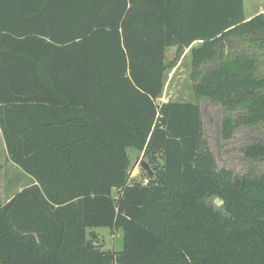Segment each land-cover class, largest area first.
<instances>
[{"label": "trees", "instance_id": "16d2710c", "mask_svg": "<svg viewBox=\"0 0 264 264\" xmlns=\"http://www.w3.org/2000/svg\"><path fill=\"white\" fill-rule=\"evenodd\" d=\"M171 48H191L195 103L157 102ZM263 54L264 13L247 20L244 0H0V104L43 101L66 125L17 143L6 131L9 153L38 178L30 191L75 209L74 224L33 229L29 191L0 203V264H264V140L227 148L264 134ZM44 133L63 140L35 142ZM129 148L152 175L132 178ZM236 148L245 171L221 164ZM88 228L121 230L123 250Z\"/></svg>", "mask_w": 264, "mask_h": 264}, {"label": "crops", "instance_id": "0c3cea01", "mask_svg": "<svg viewBox=\"0 0 264 264\" xmlns=\"http://www.w3.org/2000/svg\"><path fill=\"white\" fill-rule=\"evenodd\" d=\"M246 0H244L245 2ZM245 9V5H244ZM257 11L254 14L247 15L246 9H245V16L247 20H251L255 16L264 13V7L260 8V10H253ZM201 44V42L194 43V46H198ZM191 48L184 51V57H187L190 54ZM192 61V57H191ZM24 106H26L24 108ZM52 107L50 104L46 102H35V104H17L16 106H5L4 104H0V143H1V149L3 158H5L6 162L10 164L11 167H15V170L20 172V175L16 173L15 170L9 168L13 172V174L16 177V180H12L10 178L6 179L4 178L1 183V196H0V203L2 206H5L9 204L13 199H15L18 195L21 193H25L29 191V193L24 197L23 199V225L26 228H44L48 225H50V228L56 225L58 227L61 225V222L63 221H70L71 224H74V214L75 209H71L67 211L68 213H63L59 209L67 208L65 205H69L68 202L65 204H57V202L50 201L43 191H40L42 195H38L36 191H30V189L34 187H41L38 178H35L33 175L29 174L28 172L24 171L21 167H19L13 160L12 156L9 153L8 149V142L5 137V133L9 134L11 136V140L15 141L16 143L18 141H22L23 139H20L21 136H23L24 133L31 131L33 128H36L35 132H42L43 130H46L49 128V125H52L50 127H53L54 125H57L58 132H61L62 130H65L66 125H61L57 123L56 121L63 120V111L58 110H52ZM67 118V116H66ZM68 120V118L66 119ZM11 133V135H10ZM63 140V135L61 133H44L42 135H38L35 137V142L39 143L41 141H51V142H58ZM17 150V149H16ZM127 154H138V151H136L133 148L127 149ZM130 157V156H129ZM50 162H48L49 164ZM4 166V165H3ZM2 164H0V172L3 173ZM7 183H13V188H9L6 186ZM57 185V184H56ZM55 185V186H56ZM54 186V187H55ZM71 191H64L62 187L57 186V189L53 190V197H56L58 199H65L67 196H69V193ZM113 193H117V190H114ZM75 203V200H73ZM50 205L49 206L47 205ZM44 208L50 209L46 212ZM66 223V222H65ZM67 224V223H66ZM101 228L97 229H90L88 228L86 231L88 239H90V235L93 232L95 237L100 240L101 243V235L97 232ZM118 232L117 230L113 232L114 236L115 233ZM36 235V234H35Z\"/></svg>", "mask_w": 264, "mask_h": 264}, {"label": "rangeland", "instance_id": "374dc122", "mask_svg": "<svg viewBox=\"0 0 264 264\" xmlns=\"http://www.w3.org/2000/svg\"><path fill=\"white\" fill-rule=\"evenodd\" d=\"M245 9L247 12V15L254 14L257 11L253 10H260V8L264 7V0H246L244 2ZM166 62L169 66V69L166 72L165 76V88L163 95L157 100L159 104L162 103H168V102H196V99L194 97L193 92V81L191 80L192 75V61H191V55L184 57V52L178 51L177 48H171L167 51L166 54ZM259 76L264 79V54L260 57L259 60ZM217 112H213L210 109V106L207 104H204L203 107V118L205 125L208 127V131L215 143H219V132H218V119H220V116L218 117ZM218 117V119H217ZM218 139V140H217ZM258 140H264V134L260 132L252 133L248 131L241 132L238 134L237 138L227 147L229 150H231L234 147H241L245 145L248 142L251 141H258ZM216 145V144H215ZM1 143H0V164L3 166V173L0 172V185L3 182L2 180L4 178L16 180L15 175L13 172L16 171L18 175H20V172L15 170V167H11L10 164H8L3 158L2 149H1ZM218 147L215 146V150H217ZM131 159V165L129 170L132 172L131 176L132 178L140 179L141 177V162L143 159V154H129ZM221 164H228L230 166L236 167L238 169H242L245 171L246 167V161L244 158L239 154L237 151V148L235 149L234 153L226 154L224 152L223 158L220 159ZM143 162V161H142ZM147 162V160H145ZM158 163L162 165L163 161L160 159V156H158ZM140 164V166H139ZM264 167V166H263ZM9 168L15 170L12 171ZM21 176V175H20ZM7 187L13 188L14 184L7 183ZM1 187V186H0ZM0 196H1V189H0ZM115 197H117V193L114 194ZM97 232L101 235V243L104 250L108 251H116L120 252L123 250L124 247V240H123V232L121 230H118L116 232L115 236L113 232L109 229H99ZM100 242V240H99Z\"/></svg>", "mask_w": 264, "mask_h": 264}, {"label": "water", "instance_id": "95a60500", "mask_svg": "<svg viewBox=\"0 0 264 264\" xmlns=\"http://www.w3.org/2000/svg\"><path fill=\"white\" fill-rule=\"evenodd\" d=\"M141 168H142L144 171H146L149 175H152V174H153V171L151 170V168H150V166H149V164H148L147 162L143 161V162L141 163Z\"/></svg>", "mask_w": 264, "mask_h": 264}, {"label": "built area", "instance_id": "2783aa9c", "mask_svg": "<svg viewBox=\"0 0 264 264\" xmlns=\"http://www.w3.org/2000/svg\"><path fill=\"white\" fill-rule=\"evenodd\" d=\"M139 166H140V164H139ZM147 184H148V180L145 179V180H144V185H147Z\"/></svg>", "mask_w": 264, "mask_h": 264}, {"label": "clouds", "instance_id": "9594fccd", "mask_svg": "<svg viewBox=\"0 0 264 264\" xmlns=\"http://www.w3.org/2000/svg\"><path fill=\"white\" fill-rule=\"evenodd\" d=\"M217 203H218V204H219V203H222V201H219V200H218Z\"/></svg>", "mask_w": 264, "mask_h": 264}]
</instances>
